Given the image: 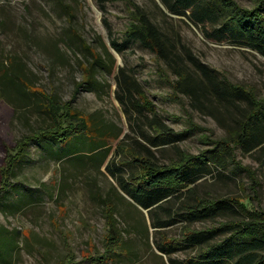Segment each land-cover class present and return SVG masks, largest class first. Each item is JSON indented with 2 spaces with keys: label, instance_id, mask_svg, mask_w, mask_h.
<instances>
[{
  "label": "rangeland",
  "instance_id": "obj_1",
  "mask_svg": "<svg viewBox=\"0 0 264 264\" xmlns=\"http://www.w3.org/2000/svg\"><path fill=\"white\" fill-rule=\"evenodd\" d=\"M237 1L247 7L253 3ZM135 4L230 81L249 86L264 98V55L245 44L208 40L187 18L169 14L161 0H0V66H9L12 58L14 68L30 85V91L17 82L3 86L0 79V264H173L171 258H194L198 248L186 245L169 254L159 245L184 241L191 230L242 217L227 213L205 221H173L181 201L191 200L187 194L150 211L137 206L106 172L109 159L126 173L134 170L135 166L125 163L134 155L131 147L150 146L155 160L168 164L179 157L178 147L191 154L212 147V142L202 139L204 132L213 140H230V132L238 128L247 108L242 102L226 108L212 96L202 97L203 109L195 107L189 96L176 89L175 76L161 71L164 64L151 48L126 40ZM113 41L121 44V51L113 47ZM96 57L101 59L93 67L94 83L76 92L79 82L87 78L83 66ZM115 62L141 83L143 101L157 117L181 133L175 144L151 145L147 136L155 135L149 127L152 113L128 112L118 100ZM48 96L71 100L72 108L82 113L99 111L116 124L118 136L104 143L110 150L108 159L102 164V156L78 155L84 145L74 139L52 146L32 143L14 175L6 179L4 167L13 145L52 122L43 110ZM232 152L225 166L212 163L213 172L196 183L197 194L236 196L264 211V150L235 146ZM59 153L62 158L57 157ZM6 184L9 187L4 190ZM107 198L115 204L123 231L118 253L107 251ZM157 219L173 223L155 227ZM228 233L220 230L217 239Z\"/></svg>",
  "mask_w": 264,
  "mask_h": 264
},
{
  "label": "trees",
  "instance_id": "obj_2",
  "mask_svg": "<svg viewBox=\"0 0 264 264\" xmlns=\"http://www.w3.org/2000/svg\"><path fill=\"white\" fill-rule=\"evenodd\" d=\"M161 2L169 14L187 18L208 40L215 43L245 44L264 55V0H252L250 7L241 5L237 0ZM132 14L134 18L126 32V40H134L151 48L164 64L165 68H161V71L166 69L175 76L176 89L189 96L195 107L203 109L202 97L212 96L226 108L239 107L241 102L247 108L241 113L238 128L232 130L233 133L230 132V140L227 137L213 140L204 132L202 139L212 142V147L203 148L197 154L185 152L178 147L179 157L168 164L157 162L150 146L142 145L141 150L131 147L134 155L125 163L135 166V169L126 173L109 159L105 165L106 172L137 206L150 211L162 208L170 198L187 194V198L191 200L181 201L180 209L176 213L178 217H171L174 218L173 221H205L227 213L242 216L224 220L219 226L191 230L186 233L184 241H169L159 245L162 252L169 254L186 245L198 248L194 258L181 261L171 258L173 264H264V211L249 207L236 196L225 199L202 197L196 192L197 181L213 172L212 163L225 166L228 158L233 155L235 146H241L245 151L264 150V98L258 97L251 87L230 81L218 69L203 61L180 36L175 39L141 5L135 4ZM112 44L117 51H121L120 43L113 41ZM106 50L112 55L107 47ZM98 55L101 57L99 53ZM100 57H96L90 65L83 66L87 78L79 82L76 92L85 88V84L94 83L93 67ZM14 64L15 60L10 58L9 66H0V73L3 74H0L2 85L17 82L21 88L30 91L29 83L14 68ZM116 68L115 92L126 110L153 114L148 115L149 127L155 131V135L147 136L151 145L175 144L180 140L181 133L174 132L163 123L155 110L143 101L144 89L137 78L124 65L116 63ZM44 107L43 110L52 122L25 134L13 145L14 151L10 152L4 167L6 179L14 175L16 165L23 160L32 143L52 146L55 142L63 144L74 139L80 146L84 145L83 149H79L81 153L78 155H90L94 159L102 156V164L105 163L110 150L104 143L109 137L118 136L115 133L118 128L115 123L105 119L99 111L82 113L73 109L71 100L61 102L48 96ZM56 155L62 158L60 153ZM8 187L9 185L4 187V190ZM107 200L106 216L110 226V246L107 251L115 253L116 248L122 246L123 231L118 227L114 202L109 198ZM171 223L173 222L166 219H157L153 226H167ZM220 230L229 233L217 239Z\"/></svg>",
  "mask_w": 264,
  "mask_h": 264
}]
</instances>
